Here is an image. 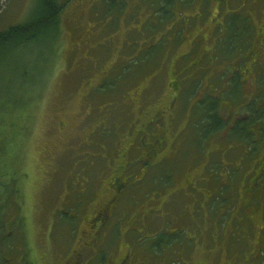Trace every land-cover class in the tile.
<instances>
[{
    "label": "rangeland",
    "instance_id": "obj_1",
    "mask_svg": "<svg viewBox=\"0 0 264 264\" xmlns=\"http://www.w3.org/2000/svg\"><path fill=\"white\" fill-rule=\"evenodd\" d=\"M34 2L0 0V30ZM62 2L58 35L0 63V264H70L89 243L90 264H264V118L241 135L209 133L203 104L186 96L201 98L209 79L206 93L237 109L256 86L264 113L263 75L236 64L234 28L260 18L264 0H178L166 19L151 0ZM172 76L186 89L174 128H188L184 155L148 169L128 146L151 144L148 119ZM113 177L133 185L98 245L88 221Z\"/></svg>",
    "mask_w": 264,
    "mask_h": 264
},
{
    "label": "flooded vegetation",
    "instance_id": "obj_2",
    "mask_svg": "<svg viewBox=\"0 0 264 264\" xmlns=\"http://www.w3.org/2000/svg\"><path fill=\"white\" fill-rule=\"evenodd\" d=\"M244 1L245 3H248L250 0ZM250 4L252 6L251 8L255 10L253 13L261 11L259 8H254V5L256 4L255 2ZM261 13L262 16L260 18H255L256 15L249 14L252 22H249L246 29L245 25L242 23H238L237 25L239 26L236 25L237 27L234 25V28H236L238 34L242 31L239 35H236L238 38L236 44L240 54L244 53L243 56H238L236 58V64H240V62L245 60V67L248 66V71L256 69L261 75H263L262 78H264V12L261 11ZM199 40L204 41L206 40V37L201 36ZM252 51L255 53L251 54ZM232 65L233 67L229 66V69H227V71L231 73V77L235 74V64ZM194 69L198 72L206 73V76L208 74V69H206V67H194ZM180 77L172 76L173 80H170L165 90L157 96L158 100L156 101V107L154 108L153 114L150 115L149 113V126L154 129L151 135V144H145L144 147H140L139 144H136V142H132L128 146L130 149V147L133 148L137 145L139 149L143 150L142 154L146 155L149 160L146 162L143 158H140L137 161L145 168L156 169V167L160 164H164L166 161H169L173 152L177 153L180 151L183 154L181 136L188 128L183 127L181 129H174L176 122L175 117L185 114L184 109L180 104V99L186 92V89L184 88L183 92L181 88L182 77ZM243 83L244 81H242V84ZM209 84L210 81L208 79V90L204 89L201 98L195 97L198 92V88L192 89L186 93V96L197 99V105L203 104V112L206 113V116L208 115L207 122L209 123V133L226 132L227 134L233 133L234 135H238L242 133L243 130L245 133L247 129H251L252 126L256 124V121L264 118L262 110H254L253 108V101L257 92V88L254 86V83H252L254 86L252 89L254 91L251 97H248L245 102H240V104L237 105V109L232 108V105L230 104L232 103L231 101H226L230 103H223L224 100L217 94H213V97H210L209 94L206 93L209 92L211 94L210 91L212 90L209 87ZM132 102L133 105L137 104V101L135 100H132ZM137 107L140 108L141 106ZM240 108L244 110L246 109L247 112H243V115L240 116ZM144 113L145 115L148 114L147 112ZM170 119L171 123L169 122ZM183 182H185V180ZM132 185L133 184L131 182H121L119 177H113L111 179L109 187H106L108 191L111 192L107 195L108 199L105 200L104 204L97 210V212H93L91 219L88 221L90 228L94 229V233L91 236L92 242H98L100 238L103 240L104 236L102 237L99 231H103L104 233L106 232L105 226L109 224L110 220L116 213V209H118V206L122 201L121 194L126 192ZM183 185L181 187H184ZM94 221H97L98 224L93 228L92 223ZM98 243V245H100L103 241ZM89 245L91 247H79L77 258H75V260L70 264H90L91 262H95L93 260L95 246L92 243H89ZM126 248L128 249L129 247ZM117 249L120 251V257L122 249L119 246ZM84 251L87 252L85 253ZM128 256L129 250L121 258L122 261L125 262L127 258H129ZM87 257L89 258L87 259Z\"/></svg>",
    "mask_w": 264,
    "mask_h": 264
},
{
    "label": "trees",
    "instance_id": "obj_3",
    "mask_svg": "<svg viewBox=\"0 0 264 264\" xmlns=\"http://www.w3.org/2000/svg\"><path fill=\"white\" fill-rule=\"evenodd\" d=\"M151 1L152 7L157 3L156 13L161 14V17L166 19L169 15L167 14L165 16L164 12L166 10L170 12V7L178 0ZM180 1L183 3L186 2V0ZM65 5L66 3L62 2V0H35L33 12L25 22L14 24L7 29L0 30V63L5 62V56L9 57L11 53L19 51L22 47L42 41L39 39L43 37L45 39L49 38L48 30L52 31V35L54 34L53 37L58 35L60 32L61 15Z\"/></svg>",
    "mask_w": 264,
    "mask_h": 264
}]
</instances>
